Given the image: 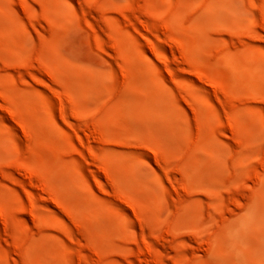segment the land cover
Segmentation results:
<instances>
[{
    "label": "rangeland",
    "instance_id": "1",
    "mask_svg": "<svg viewBox=\"0 0 264 264\" xmlns=\"http://www.w3.org/2000/svg\"><path fill=\"white\" fill-rule=\"evenodd\" d=\"M263 160L264 0H0V264H264Z\"/></svg>",
    "mask_w": 264,
    "mask_h": 264
},
{
    "label": "bare ground",
    "instance_id": "2",
    "mask_svg": "<svg viewBox=\"0 0 264 264\" xmlns=\"http://www.w3.org/2000/svg\"><path fill=\"white\" fill-rule=\"evenodd\" d=\"M164 19V18H163ZM164 21V20H163ZM168 21V20H167ZM165 22H166V20H165ZM165 25H166V23H165ZM167 26H169V25H167ZM163 27H165L164 25H163ZM165 29V28H164ZM259 59V58H258ZM259 61V60H258ZM260 71V70H259ZM218 86V85H217ZM217 86H215L214 85V87H216L217 88ZM54 100V99H53ZM95 132V131H94ZM96 133V132H95ZM89 135V134H88ZM264 161V160H263ZM134 206V205H133Z\"/></svg>",
    "mask_w": 264,
    "mask_h": 264
}]
</instances>
